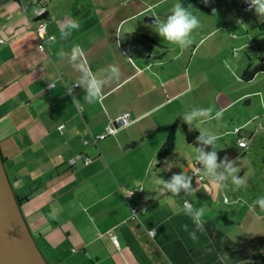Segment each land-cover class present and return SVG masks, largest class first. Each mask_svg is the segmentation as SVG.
Segmentation results:
<instances>
[{
    "label": "crops",
    "instance_id": "0c3cea01",
    "mask_svg": "<svg viewBox=\"0 0 264 264\" xmlns=\"http://www.w3.org/2000/svg\"><path fill=\"white\" fill-rule=\"evenodd\" d=\"M64 1L46 3L45 34L54 38L40 51L32 27L37 0H0V156L47 262L259 264L253 255L264 254V235L248 234L242 223L264 218L255 203L264 196L236 190L226 197L222 180L208 174L222 196L212 206L211 195L204 194L206 168L194 170L195 163L203 164L200 152L176 133L183 134L187 125L206 136L234 135L232 163L257 135L264 149V17L255 9L241 7L240 16L229 10L202 22L192 32V45L181 49L134 25L121 31L142 16L148 24L143 18L159 1ZM72 23L78 29L67 27ZM113 65L120 69L119 79ZM259 65L262 71L245 77ZM93 77L103 81V93L89 101L87 79ZM205 110L207 115L185 120ZM123 113L129 121L124 127L92 139ZM171 128L173 159L152 168ZM238 137L251 139L246 149L237 147ZM231 164L220 165L216 175L230 174L225 167ZM178 174L190 179L185 194L159 183ZM143 199L145 211L133 218L130 205ZM184 199L193 211L204 209L203 232Z\"/></svg>",
    "mask_w": 264,
    "mask_h": 264
},
{
    "label": "rangeland",
    "instance_id": "374dc122",
    "mask_svg": "<svg viewBox=\"0 0 264 264\" xmlns=\"http://www.w3.org/2000/svg\"><path fill=\"white\" fill-rule=\"evenodd\" d=\"M48 1L49 0H40V2H38L39 6L43 5L42 7L44 8V11H46V3ZM69 1H72V0H69ZM155 1H159L160 4L158 6L152 8L150 10L151 12H149L148 14H152L153 16L155 15V17L162 19V21L167 20V17L172 14V9H173L174 5L177 2H179L181 4V6L184 7L186 10H188V11L192 12L193 14H195L196 16H198V18L200 19V21L202 23V22H206L207 19L210 21L211 19L212 20L216 19V17L227 15L229 10H231V13L234 16H236L238 14V12L241 11V2L243 0H208V4H205L204 0H154L153 2H155ZM54 2H56V1H54ZM64 2L68 3V0H65ZM211 3H213L212 7H210ZM104 8L106 9V5H104ZM104 8H102V9H104ZM213 9H215V12H213ZM47 15L48 14L46 13L43 20H42L43 30L41 31V36H42V38H44L43 41L48 39V35L45 34L46 22L48 20ZM237 16H240V15H237ZM142 17L135 19L132 22L125 23L121 28L122 33L124 32L125 29L128 28L129 25H134V26H136V29L141 31L140 33L143 32V33H146L148 36H153V37H156L158 39H162L163 37H161L158 34L157 25L150 26L147 23H144L142 21ZM36 23H37V18H35V21L32 22V27L33 26L36 27ZM198 29H200V28H198ZM33 31H34V29H33ZM34 34L38 38V36L36 35L35 32H34ZM135 36L137 37V35H135ZM37 45H38V39H37ZM149 46L150 47H157V46H154L153 44H149ZM40 51H43V50H40ZM219 118H222V117H219ZM220 123H222V121H216L214 124L219 125ZM102 132H104L103 129H102ZM196 132H198V131H196ZM176 136H177V138L180 137L181 140L185 139L184 133L183 134L176 133ZM233 138H234V135H229V136L225 137V134H224V135L220 136L215 141L214 146L216 148L217 147L224 148L233 141ZM258 138L259 137L257 135L256 139L253 140L254 142L250 143L249 147L247 148L246 153L242 156L240 155V157L235 160L236 161L235 163H232L233 162L232 159L229 160L228 163H230V164L232 163L231 165H234L233 168L239 169V171L237 173H235V175L240 177L244 181H246V183L244 185L238 186L233 181V173L232 172L230 174H224L223 173L224 176L226 177V179L222 180L223 189L221 191L223 194L226 195V197H231L233 193L235 194L236 190H239L241 192V194H244V195L250 194V195H252V197H254L255 195L256 196L257 195L264 196V165H263L264 164V151H263L264 149H262L261 145L257 144V142H260L258 140ZM182 142H184V141H182ZM172 154H175V152H173ZM172 154H171V156H172ZM171 156L170 155L166 156L165 158H163V160H161V162H165V164H166V159L169 157L171 158ZM170 158L167 161H170L171 159H173V158H171V159ZM157 163H159V160H156L151 164L152 168H154ZM190 164L192 167L191 170H193V166H192L191 161H190ZM229 170H230L229 166L225 167V173ZM205 171H206V173H205ZM205 171H204V169L201 171V172H204L203 174L205 177L203 182L208 187V189H205L204 194L211 195L210 202H212L211 203L212 206L215 204L217 205L218 201H216V197L218 199L220 198L219 199L220 202L222 200V196L219 194V191H218L219 187H218V185H214L213 180H210L212 178H210L208 176V174H210L208 172V170L206 169ZM6 174H8L7 176H9V178H11L12 175H11L10 170H7ZM239 191H237V192H239ZM20 209H21L22 214H23L24 208L22 205H21ZM262 211L264 213V210H262ZM243 222L244 223H242V225H243V227H245L247 229L248 234L255 233L256 235H258L257 238L262 237L264 235V218L261 221H255V220L252 221V219H249V220L244 219ZM243 239L246 240L245 238H243ZM244 240H242V241L244 242ZM261 253H262V251H261Z\"/></svg>",
    "mask_w": 264,
    "mask_h": 264
},
{
    "label": "clouds",
    "instance_id": "9594fccd",
    "mask_svg": "<svg viewBox=\"0 0 264 264\" xmlns=\"http://www.w3.org/2000/svg\"><path fill=\"white\" fill-rule=\"evenodd\" d=\"M204 3L208 4V0H204ZM253 9H255L259 16L264 17V0H251L249 10ZM213 12H215V9H213ZM155 23L157 25L158 34L170 43L179 45L181 49H187L192 45V32L201 26V21L198 16L186 10L181 6L179 2L174 5L172 14L167 17L166 22H160L159 19H157ZM67 27L78 29L79 25L77 23H72ZM61 34H66V29H61ZM234 53L238 56L240 53V49H235ZM111 72L115 74L116 79L120 78L121 73L118 66L113 65L111 67ZM102 87L103 81L98 80L94 77L87 79L86 99L89 101L98 100L103 93ZM208 111L209 110L192 112L190 115L185 116V120L191 122L196 116L207 115ZM216 115L218 118L222 117L223 110L217 111ZM198 139L205 145H214L218 137L216 135L206 136L204 133H201ZM198 159L203 163L208 172L212 174L216 180L226 179V177L222 173L218 176L216 175V170L220 167V164L217 163L218 156L215 150L205 152L201 149ZM229 169L233 173L234 183H236L238 186L244 185L246 183V181L235 175V173H237L239 169L233 168L231 165H229ZM159 183L164 185L165 188H167L174 194L179 193L181 189H190V179L186 178L184 174L174 175L171 179V182H165L161 180L159 181ZM131 193L126 195H131ZM255 203H258L261 209L264 210V198H259ZM255 203L252 205V207L255 206ZM184 207L186 209V212L192 215L197 229L200 232H203L205 223V221L202 219L204 216V209L201 208L193 211L192 207L189 205H185ZM189 235L193 240L197 239L195 233L190 232Z\"/></svg>",
    "mask_w": 264,
    "mask_h": 264
},
{
    "label": "water",
    "instance_id": "95a60500",
    "mask_svg": "<svg viewBox=\"0 0 264 264\" xmlns=\"http://www.w3.org/2000/svg\"><path fill=\"white\" fill-rule=\"evenodd\" d=\"M154 25L153 15L143 18ZM0 156V264H48L31 236Z\"/></svg>",
    "mask_w": 264,
    "mask_h": 264
},
{
    "label": "built area",
    "instance_id": "2783aa9c",
    "mask_svg": "<svg viewBox=\"0 0 264 264\" xmlns=\"http://www.w3.org/2000/svg\"><path fill=\"white\" fill-rule=\"evenodd\" d=\"M19 1L22 3V0H19ZM250 3H251V0H243L241 2V7L243 9H245V10H249ZM42 6L43 5L36 6V8L34 10V17L35 18H38L42 14H44L45 11H44V8ZM21 9L24 10V7L21 6ZM42 20L41 21H37L36 27L33 26L34 32L38 36V38H37L38 39V45H37V47H38L39 50H44V41H43L44 38H42V36H41V31L43 30ZM53 38H54L53 36H50V35L48 36V40H52ZM233 55H236V54L233 52ZM76 85H77L76 83H73L71 86L74 87ZM75 107L77 109H79L80 108V104H76ZM127 122H129L128 121V114L127 113L120 114L114 120H110L109 122H107L105 124L104 129H103L104 132H102L101 134H99L97 136L92 137V139L95 140V141L96 140L103 139L107 135H109L111 133L113 134L117 129L124 127L127 124ZM260 126L261 125L259 124V127ZM61 127H62V125H59L58 126V128H61ZM250 140L251 139L246 140V139H241V137H238L236 139V142L235 143H236L237 147H241L242 149H246L247 146H248V142H250ZM83 143H86V141L83 140ZM73 162H74L73 159L70 160V163H73ZM84 162L85 163L88 162V158H84ZM196 178L198 180H202L203 179V177L201 175H196ZM181 191L185 194V193H187L188 190L181 189ZM131 192L132 191H128L127 194H129ZM147 204H148V200L147 199H143V200H141L137 204L130 205L129 210H130L131 216L133 218H135L138 213H143L145 211V209H146ZM183 204H184V206L185 205H189L188 200L187 199H184L183 200ZM150 233H153V230H151ZM110 237H111L112 243L117 246L118 245L117 239L114 236H112V235Z\"/></svg>",
    "mask_w": 264,
    "mask_h": 264
},
{
    "label": "trees",
    "instance_id": "16d2710c",
    "mask_svg": "<svg viewBox=\"0 0 264 264\" xmlns=\"http://www.w3.org/2000/svg\"><path fill=\"white\" fill-rule=\"evenodd\" d=\"M37 2H40V0H37ZM39 5V3H38ZM47 13V11L44 12V14H42L40 17L37 18V21H41L45 14ZM48 16V15H47ZM259 71H262V67L256 66L253 70V72L250 73H245V77H251L252 74H255ZM182 128L184 130V136H185V141L187 143L193 144V146L200 152V150L202 149L205 152H210L215 150L217 152V156H218V160L217 163L220 165H227L228 161L231 160V158L236 156V149L233 147V144L230 143L229 145H227L224 148L221 149H217L214 145H205L203 144L198 137L201 135L198 132H196L191 126H187V125H182ZM173 128L170 129L169 133H168V137L167 139H165L161 149L158 152L157 155V160H162L163 158H165L166 156H169L171 151H172V147H173ZM204 167L203 164H198L195 163L194 164V170L195 171H201L202 168ZM13 190V187H12ZM18 198V196H17ZM20 199L18 198L17 201H19ZM139 214V213H138ZM42 254V253H41ZM43 255V254H42ZM44 257V256H43ZM254 260L259 263V264H264V254L262 253H258V254H254L253 255ZM45 258V257H44ZM46 260V259H45ZM47 261V260H46ZM48 263V262H47ZM49 264V263H48Z\"/></svg>",
    "mask_w": 264,
    "mask_h": 264
},
{
    "label": "flooded vegetation",
    "instance_id": "af4514ba",
    "mask_svg": "<svg viewBox=\"0 0 264 264\" xmlns=\"http://www.w3.org/2000/svg\"><path fill=\"white\" fill-rule=\"evenodd\" d=\"M19 204H20V202H19ZM20 208H21V204H20Z\"/></svg>",
    "mask_w": 264,
    "mask_h": 264
}]
</instances>
